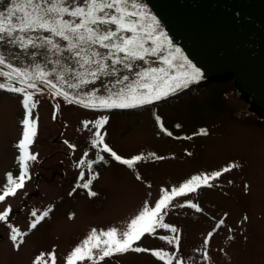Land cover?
<instances>
[{
	"label": "rangeland",
	"instance_id": "obj_1",
	"mask_svg": "<svg viewBox=\"0 0 264 264\" xmlns=\"http://www.w3.org/2000/svg\"><path fill=\"white\" fill-rule=\"evenodd\" d=\"M0 82H6L4 77ZM33 99L38 101L31 109L36 135L28 151L37 159L28 168L31 179L14 197L0 203V212L11 207L8 223L28 235L16 250L7 224L0 222V264H33L41 253L51 264L47 254L52 252L56 264H66L93 229L98 235L112 228L122 233L146 206L154 207L164 190L232 165L229 172L209 181L211 187L201 181L195 192L173 199L163 223L175 227L176 233L157 228L139 241L140 247L167 253L164 260L150 252H128L98 264H167L169 259L172 264H264V118L249 108L231 79L210 81L195 94L129 112L85 108L49 96L44 89ZM21 101L20 94L0 90V188L10 167L14 178L19 176L16 144L25 117ZM105 116L107 123L97 129L96 122ZM97 130L122 158L139 155L142 159L129 168L101 151L103 145L93 148ZM97 154L108 162L91 176L87 165ZM88 179L92 180L88 189L77 187ZM89 191L96 195L90 196ZM33 211L38 216L49 214L29 231ZM220 220L224 224L217 228ZM209 232L213 235L205 246ZM161 236H178V246ZM93 243L97 241H90L89 247Z\"/></svg>",
	"mask_w": 264,
	"mask_h": 264
},
{
	"label": "snow or ice",
	"instance_id": "obj_2",
	"mask_svg": "<svg viewBox=\"0 0 264 264\" xmlns=\"http://www.w3.org/2000/svg\"><path fill=\"white\" fill-rule=\"evenodd\" d=\"M158 29L159 22L156 17L150 15L139 0H84L83 6L74 5L70 0H11V6L7 8L6 12H0V41L7 38L9 42L17 43L22 48L46 46L49 52L60 56L64 52H68L76 58L81 68L87 67L85 75L91 77V79H86L84 75H81L77 78L78 83H68L62 71L49 72L36 65L34 71L29 72L27 69L14 67L0 54V66H6L10 69L7 72L0 69V77H4L6 81L0 82V90L20 94L22 96L21 103L25 109V117L22 121L24 125L22 138L16 144L20 153L17 157L19 176L14 178L11 173L7 174V183L0 188V203L5 202L8 197H14L18 190L24 188L26 180L31 179L28 168L30 162L37 159L35 154L28 151L36 135V121L32 119L31 109L35 108L38 103V101H34V95L43 91V88L38 87V83L48 85L50 89L55 90L53 95L63 96L68 103L76 102L85 108L110 110L136 108L152 104L201 78L200 70L187 61L186 57L178 58L176 55L170 54L162 58V63L166 67L149 68L140 74L138 81L128 84L126 89L122 88L106 97L90 93L87 101L79 98L69 99L70 93L54 82V80H59L62 83H68L69 88L79 89L89 83H94L101 76L115 74V70L110 68V65H122L125 69L131 70L132 64L129 63L131 60L142 61L150 53L162 55L165 51V41L168 48H171V41L167 40L164 33L159 32L157 34ZM38 32L50 34L44 38L43 44H38L36 40L27 35ZM54 38L65 41L66 45L62 46ZM98 48L106 51L101 53L97 51ZM175 52L179 53L180 50L176 49ZM185 64L191 69L190 73L183 72L176 75L171 71L177 66L183 68ZM128 80V76H123L118 83ZM15 83L23 86L17 87ZM28 89L33 91H28ZM53 118H56L55 114ZM107 120L106 116L102 117L96 122L95 127L101 128L107 123ZM85 127H87V123H85ZM201 131L207 135L206 131ZM168 135H172V133L169 132ZM94 137L91 140L93 148L103 145L101 151L109 153L116 161L127 165L129 168L142 159L139 155L131 159L122 158L104 143L103 136L98 130L94 132ZM69 147L74 148L75 146L69 145ZM84 155L87 156V153ZM99 159H103V157L99 156ZM157 159H162V157H157ZM84 163V159L79 161L80 165ZM93 163L94 161L88 162L89 169ZM232 167L235 165L216 171L212 176H193L179 187L170 191L164 190V194L154 207L146 206L131 221L127 230L122 233H118L116 228H112L98 235L97 231L93 229L89 237L83 241V246L75 247L66 258V264H82L85 260L90 261L91 264H98V261H102L106 257L128 252H150L151 255L164 260L168 256L167 253L161 255L160 251L140 247L138 246L139 241L145 234H154L157 228L170 229L172 233H176L175 227L163 223V214L170 207L173 199L195 192L201 187V181L204 186L211 187L212 185L209 183L211 179L221 177L223 173L229 172ZM80 178L81 180L84 179L83 172L80 173ZM137 178L139 179V177ZM91 183L92 180L88 179L77 187L88 189ZM247 187L245 185V189ZM88 194L90 196L96 195L94 191H89ZM179 206L184 207L183 204ZM188 206L196 209V211H201L196 204L189 203ZM49 211H45L40 216L37 215L36 211H33L31 215L35 219L30 223L29 231L35 229L48 216ZM10 213V206L0 212V222L7 224L12 246L19 250L25 242L23 237L27 236L28 232H21L20 229L8 223ZM244 219L247 220V217ZM223 224L224 221L220 220L217 228ZM212 235V232L208 233V238L204 240L205 246L208 245ZM101 236L106 237V239L101 240ZM160 239L167 240L169 244L175 242L177 246L179 243L178 236L171 239L167 236H161ZM93 240L97 243H93L89 247L90 241ZM93 249H96L97 252L94 253ZM47 255L51 264H56L54 252ZM204 255L207 259V252ZM44 256V253L38 255L33 264H49L47 260L43 259ZM167 264H172V261L169 259Z\"/></svg>",
	"mask_w": 264,
	"mask_h": 264
},
{
	"label": "water",
	"instance_id": "obj_3",
	"mask_svg": "<svg viewBox=\"0 0 264 264\" xmlns=\"http://www.w3.org/2000/svg\"><path fill=\"white\" fill-rule=\"evenodd\" d=\"M74 5L83 6L84 0H70ZM145 10L155 16L159 22V32L171 41L162 55L151 53L144 60H131V70L122 65H110L115 74L101 76L94 83L79 89L68 87V83H78V77L86 79L87 67L81 68L80 63L70 53L62 56L53 54L47 47L22 48L7 38L0 41V54L14 67L33 72L36 65L49 72H63L68 83L54 80L63 90L70 93L69 99L79 98L87 101L90 93L108 96L110 93L126 89V85L138 81L140 74L149 68L166 67L162 58L170 54L186 57L202 74L201 78L187 87L169 94L159 101L166 100L182 93L191 86L204 85L209 81L231 79L238 94L248 102V106L256 114L264 118V0H139ZM11 0H0V12H6ZM67 18V17H65ZM23 35V34H21ZM38 44L44 43L49 33H28ZM126 35H128L126 33ZM62 46L66 42L54 38ZM180 52L176 53L175 50ZM101 53L106 50L97 49ZM58 61V63H57ZM182 62V61H181ZM3 71H10L0 66ZM179 75L191 72L187 64L183 68L171 70ZM123 76L129 80L118 83ZM38 83V82H37ZM38 87L51 91L48 85ZM159 101H155L159 102ZM76 103V102H75ZM79 104V103H77ZM81 105V104H80ZM134 108L118 109L131 111Z\"/></svg>",
	"mask_w": 264,
	"mask_h": 264
},
{
	"label": "trees",
	"instance_id": "obj_4",
	"mask_svg": "<svg viewBox=\"0 0 264 264\" xmlns=\"http://www.w3.org/2000/svg\"><path fill=\"white\" fill-rule=\"evenodd\" d=\"M208 83H209V82H208ZM206 84H207V83H206ZM206 84H205V85H206ZM201 87H202V85H201V86H193V87H190L189 89H186V90L183 91L182 93L173 96V97H172L171 99H169V100H172V99L178 98V97H180V96H182V95L195 94V93L198 92V90L201 89ZM235 90H236V89H235ZM235 97L237 98L236 95H235ZM151 106H154V105H151ZM141 108H143V106H142V107H137L135 110H139V109H141ZM99 156H102V155H101V154H97L93 159L90 160V161H94V163L92 164V167H91V169H90L91 176H96V174H98V173L101 171V169H102V165L107 164V162H108V160H107L106 158H104L103 156H102L103 159H99ZM12 173H13V170H12L11 174H12Z\"/></svg>",
	"mask_w": 264,
	"mask_h": 264
}]
</instances>
